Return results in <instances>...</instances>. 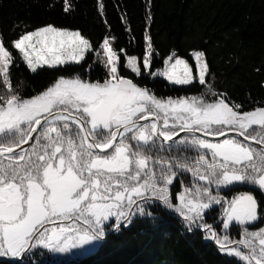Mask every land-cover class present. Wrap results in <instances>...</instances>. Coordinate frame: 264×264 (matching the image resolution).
<instances>
[{"label":"snow or ice","instance_id":"6c2138e0","mask_svg":"<svg viewBox=\"0 0 264 264\" xmlns=\"http://www.w3.org/2000/svg\"><path fill=\"white\" fill-rule=\"evenodd\" d=\"M59 7L71 16L77 5L59 0ZM114 40L105 36L94 49L79 29L52 23L25 24L11 41L0 32V261L38 264L37 249L90 255L134 217L152 215L146 206L156 203L182 217L187 231L203 229L240 264H264V202L255 194L264 195V106L244 111L213 91L204 51L193 50L190 64L173 50L156 68L159 53L147 32L139 57L114 48ZM89 53L106 69L103 82L59 76L30 98L13 88L9 69L17 58L41 74L83 67ZM194 69L215 99L158 97L135 82L190 85ZM188 173L195 188L181 187ZM217 208L213 226L204 216ZM233 229L240 239L231 238Z\"/></svg>","mask_w":264,"mask_h":264},{"label":"trees","instance_id":"16d2710c","mask_svg":"<svg viewBox=\"0 0 264 264\" xmlns=\"http://www.w3.org/2000/svg\"><path fill=\"white\" fill-rule=\"evenodd\" d=\"M75 2L76 11L68 16L61 12L59 0H0V32L6 41H11L25 24L35 28L52 23L79 29L90 38L94 49L105 36L115 37L114 48L138 57L142 55L147 32L159 53L156 68L163 67V59L173 50L190 64H194L190 56L193 50L204 51L209 63L206 81L213 91L226 94L230 101L242 105L244 111L264 106V0H150V3L149 0H102L103 15L99 12L101 0ZM88 55L92 58L86 57L83 67L74 66L69 71L46 69L41 74L31 73L17 58L9 69L13 88L22 97L30 98L46 90L59 76L79 75L82 79L103 82L106 69L100 58L94 53ZM122 75L134 77L127 70ZM135 82L146 85L158 97L203 96L208 101L216 98L198 80L185 86H174L163 78L136 77ZM5 93L0 84V95ZM175 154L159 153L160 156ZM180 179L185 182L182 188H195L190 173L181 174ZM246 190V186H237V191ZM225 193L235 194L222 189L221 194ZM255 194L264 202V195ZM146 207L152 215L134 217L131 225L98 243L90 255L56 257L37 249L33 257L38 264H240L237 258L219 251L211 238L206 239L203 229L187 231V222L163 204ZM209 212L204 220L219 225L218 208ZM230 236L241 238L236 229ZM25 264L30 261L25 260Z\"/></svg>","mask_w":264,"mask_h":264},{"label":"rangeland","instance_id":"374dc122","mask_svg":"<svg viewBox=\"0 0 264 264\" xmlns=\"http://www.w3.org/2000/svg\"><path fill=\"white\" fill-rule=\"evenodd\" d=\"M193 75H194V81L195 80H197V76H198V74L195 72V70H194V72H193ZM193 81V82H194ZM174 86H181V85H174ZM182 86H185V85H182ZM97 246V244L96 245H94L93 247L95 248ZM70 256V255H76V256H83V255H81V253L80 252H78V251H73L72 253H70V254H55V256L56 257H65V256ZM61 259H59L58 258V261H60Z\"/></svg>","mask_w":264,"mask_h":264},{"label":"water","instance_id":"95a60500","mask_svg":"<svg viewBox=\"0 0 264 264\" xmlns=\"http://www.w3.org/2000/svg\"><path fill=\"white\" fill-rule=\"evenodd\" d=\"M182 135H183V134H182ZM219 139H223V138L221 137V138H219ZM167 143H169V142H165V144H167ZM250 143H253V146H254V147H259L258 145H255L254 142H251V141H250ZM24 147H28V145H25Z\"/></svg>","mask_w":264,"mask_h":264}]
</instances>
